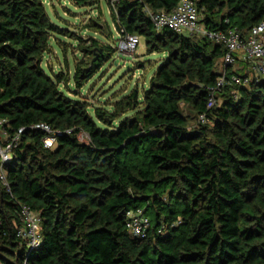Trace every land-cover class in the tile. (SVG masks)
I'll use <instances>...</instances> for the list:
<instances>
[{
    "label": "trees",
    "instance_id": "16d2710c",
    "mask_svg": "<svg viewBox=\"0 0 264 264\" xmlns=\"http://www.w3.org/2000/svg\"><path fill=\"white\" fill-rule=\"evenodd\" d=\"M47 1L0 0V117L11 130L27 128L6 165L9 189H0V261L264 264V78L225 85L208 108L224 47L154 27L145 7L170 11L178 0H105L118 31L143 36L163 57L141 93L92 104L81 90L114 49L55 23ZM194 1L210 29L245 36L264 20V0ZM62 35L82 54L74 86L44 65ZM41 121L60 132L54 149L30 129ZM21 203L42 218L38 247L17 236ZM136 208L151 221L144 238L126 227Z\"/></svg>",
    "mask_w": 264,
    "mask_h": 264
},
{
    "label": "built area",
    "instance_id": "2783aa9c",
    "mask_svg": "<svg viewBox=\"0 0 264 264\" xmlns=\"http://www.w3.org/2000/svg\"><path fill=\"white\" fill-rule=\"evenodd\" d=\"M145 11L150 16L157 30L170 28L175 32L189 36L207 37L224 47L225 52L221 59L216 85L212 88L209 96L208 108L217 104L218 94L225 85L245 86L254 78H264V20L253 25L250 31L243 36L237 27L223 30H214L206 27L201 11L194 0H178L175 7L170 11H155L149 7H145ZM118 34L119 51L128 54L134 53L140 36L126 32L124 29L118 31ZM238 61L246 63L248 71L244 75L241 73L229 75L228 68H234ZM198 120L204 123L207 120L206 113L200 114ZM31 128L42 131V142L45 148L54 149L57 146L60 132L49 123L44 121L37 122L31 125ZM25 130H27L26 127L11 130L8 120L0 117V189L3 186L9 189L6 165L13 159L14 151L20 145L22 134ZM82 133L79 134V138ZM19 216L20 223L16 225L17 236L28 247H38L43 239L40 213L29 204L21 203ZM150 225V218L144 213L142 208L127 211L126 227L133 237H146ZM0 264L11 263L0 261Z\"/></svg>",
    "mask_w": 264,
    "mask_h": 264
},
{
    "label": "rangeland",
    "instance_id": "374dc122",
    "mask_svg": "<svg viewBox=\"0 0 264 264\" xmlns=\"http://www.w3.org/2000/svg\"><path fill=\"white\" fill-rule=\"evenodd\" d=\"M46 4L51 19L61 27H67L69 31L85 39L96 37L114 49L112 57L81 90L85 99L92 104L111 103L135 87L141 93L143 88L148 86L163 54L149 53L143 36H140L134 53L120 52L118 30L105 0H93V3L82 5L77 4L76 0H48ZM201 16L203 18V14ZM89 23H92V26H89ZM77 47L78 41L74 38L58 36L52 40L51 49L45 55L44 61L47 69L49 66L53 71L61 69L68 73L71 86H74L71 79L74 65L82 55ZM139 62L144 64L142 69L138 68ZM239 65L241 64L237 62L235 68ZM80 138L83 141L88 140L85 133H82Z\"/></svg>",
    "mask_w": 264,
    "mask_h": 264
},
{
    "label": "crops",
    "instance_id": "0c3cea01",
    "mask_svg": "<svg viewBox=\"0 0 264 264\" xmlns=\"http://www.w3.org/2000/svg\"><path fill=\"white\" fill-rule=\"evenodd\" d=\"M241 65L238 66V68H235L236 70H238L239 72H247L248 71V65L246 63H244L243 61L239 62Z\"/></svg>",
    "mask_w": 264,
    "mask_h": 264
}]
</instances>
